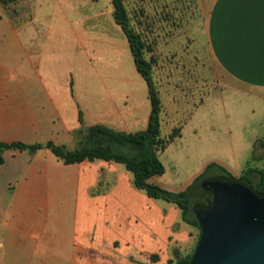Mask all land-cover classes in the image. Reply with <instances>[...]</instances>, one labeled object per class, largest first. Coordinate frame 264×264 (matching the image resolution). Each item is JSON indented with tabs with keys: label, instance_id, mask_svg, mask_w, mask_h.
<instances>
[{
	"label": "rangeland",
	"instance_id": "obj_1",
	"mask_svg": "<svg viewBox=\"0 0 264 264\" xmlns=\"http://www.w3.org/2000/svg\"><path fill=\"white\" fill-rule=\"evenodd\" d=\"M124 3L169 111V116L161 114L167 146L159 155L166 171L151 183L183 191L210 163L236 177L248 167L264 170V95L249 97L219 87L203 29L208 0ZM0 18L3 27L39 26L40 36L49 31L51 45L60 49L46 64L64 69L66 77L64 88L31 90L24 86V63L12 65L17 71H3L0 141L51 140L74 150L91 126L126 133L141 127L132 112L137 104L145 111L147 86L113 18L112 0H0ZM202 75L205 107L199 106ZM173 88L185 97L178 92L180 100L174 99ZM182 98L193 115L181 128L187 115ZM173 133L178 137L170 138ZM4 157L0 210L14 199L24 212L17 227L35 240L33 264H175L194 252L200 229L182 219L176 204L136 189L123 165L102 160L68 165L49 150H8ZM219 174L212 170L196 186ZM68 239L72 249L66 247L63 257L59 245ZM4 252L6 261L13 260L9 250ZM25 261L18 257L12 264Z\"/></svg>",
	"mask_w": 264,
	"mask_h": 264
},
{
	"label": "crops",
	"instance_id": "obj_2",
	"mask_svg": "<svg viewBox=\"0 0 264 264\" xmlns=\"http://www.w3.org/2000/svg\"><path fill=\"white\" fill-rule=\"evenodd\" d=\"M203 1L205 2V0ZM208 2L206 24L204 21L203 29L206 35L207 50L219 71V87L222 90L244 94L249 97L264 95V0H208ZM39 29V26L18 27L9 24L3 27L0 25V76L3 71H17L12 65L19 60L25 65V76L23 78L25 81L24 86L27 89L49 90L50 87L56 85L64 88L65 70L61 71L54 65L46 64V60L55 54L60 47L55 43L51 45L49 31L40 36ZM21 32L23 35L20 34ZM4 65L10 68L7 69ZM199 81L201 87L199 90L202 97L199 106L205 107V75H202ZM173 89L175 91L174 99L179 101L178 92L182 91L178 88ZM181 94L184 98V93ZM183 98L181 101L187 108L184 109L187 111V115L180 121L181 128L191 120L193 115V111L188 110ZM162 105V113L165 117L169 116V111L163 103ZM145 106V111H142V106L140 107L138 104V109H133L132 116L138 124H141V127L131 132L147 128L151 112L148 86ZM198 107L195 106L196 109ZM44 150L48 149L38 152ZM204 170L205 166L202 171ZM63 212L65 211L63 210ZM23 214L24 212L18 207L17 201L14 199L6 204H1L0 264L4 262L12 264L13 260L18 257H25L26 261L21 264H33L32 258L35 254H38L33 236L20 233V228L17 227ZM63 229L66 230V223L64 222ZM38 242L40 241L38 240ZM40 246L43 245L40 244ZM59 247L60 255L65 257L66 247L68 249L72 247L71 239H68L67 242L63 241L62 246L59 245ZM4 250H9L13 260H5ZM42 255L44 254L42 253Z\"/></svg>",
	"mask_w": 264,
	"mask_h": 264
},
{
	"label": "trees",
	"instance_id": "obj_3",
	"mask_svg": "<svg viewBox=\"0 0 264 264\" xmlns=\"http://www.w3.org/2000/svg\"><path fill=\"white\" fill-rule=\"evenodd\" d=\"M112 5L113 18L126 35L137 71L148 86L151 112L147 128L126 133L113 130L104 125H94L87 129L84 143L74 150H68L65 146L57 145L53 141L32 144L20 141L11 143L0 141V165L5 162V151L18 150L37 153L43 149L50 150L57 158L68 165L96 160L121 164L126 171L131 173L133 186L136 189L144 191L152 199H161L176 204L181 209L182 219L199 229L197 210L208 204L209 197L204 198V196L208 193L207 186L209 183L238 184L264 194V170L248 167L239 177H236L216 163L208 164L205 170L186 189L180 192L169 191L151 183L153 177L161 176L166 171L159 155L167 146L166 140L161 134L163 105L153 79L152 62L145 57V44L131 25L124 0H112ZM175 137L177 136L173 133L170 138L174 139ZM214 169L218 170L220 174L207 178L205 184L198 188L197 183L204 177L206 178ZM255 174L258 175L257 180L254 178ZM192 254L180 258L175 264H190Z\"/></svg>",
	"mask_w": 264,
	"mask_h": 264
},
{
	"label": "water",
	"instance_id": "obj_4",
	"mask_svg": "<svg viewBox=\"0 0 264 264\" xmlns=\"http://www.w3.org/2000/svg\"><path fill=\"white\" fill-rule=\"evenodd\" d=\"M212 200L197 210L200 238L190 264H264V194L209 183Z\"/></svg>",
	"mask_w": 264,
	"mask_h": 264
},
{
	"label": "flooded vegetation",
	"instance_id": "obj_5",
	"mask_svg": "<svg viewBox=\"0 0 264 264\" xmlns=\"http://www.w3.org/2000/svg\"><path fill=\"white\" fill-rule=\"evenodd\" d=\"M208 194L209 196H204V198H208L209 197V200L208 201H211L212 200V194L210 191H208Z\"/></svg>",
	"mask_w": 264,
	"mask_h": 264
}]
</instances>
